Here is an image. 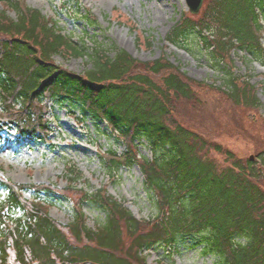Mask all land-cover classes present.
<instances>
[{"label": "trees", "instance_id": "obj_1", "mask_svg": "<svg viewBox=\"0 0 264 264\" xmlns=\"http://www.w3.org/2000/svg\"><path fill=\"white\" fill-rule=\"evenodd\" d=\"M206 2L201 17H183L168 42L179 46L198 33L217 62L229 64L240 48L264 65V0ZM80 18L98 22L88 9H80ZM115 18L137 32L139 45L152 47L129 18L117 11ZM57 55L87 58L89 67L77 73L59 65ZM214 86L163 56L142 61L116 44L90 52L27 1L0 0V130L46 138L53 131L49 100L79 104L126 145L123 154L102 155L105 169L114 174L137 165L157 210L140 220L105 188L88 191L71 179L58 189L0 175V264H148L146 248L174 247L189 235L203 236V252L215 255V264H264V149L255 160H244L179 119L183 104L193 106L215 89L235 106L259 111L261 100L249 80L229 74L224 86ZM143 141L153 148V159L141 155ZM211 150L229 166L208 156ZM29 191L33 199L26 197ZM57 194L74 205L69 224L50 215L48 196ZM90 206L105 215L98 228L88 225Z\"/></svg>", "mask_w": 264, "mask_h": 264}, {"label": "rangeland", "instance_id": "obj_2", "mask_svg": "<svg viewBox=\"0 0 264 264\" xmlns=\"http://www.w3.org/2000/svg\"><path fill=\"white\" fill-rule=\"evenodd\" d=\"M24 1L42 11L48 20L58 22L63 32L75 41L85 42L90 52L100 45L108 49L116 44L142 61H155L163 56L180 66L191 78L205 80L216 87L224 86L229 74L249 80L261 100L259 111L235 106L215 89L200 94L199 102L193 106L183 104L179 119L182 124L231 149L244 160L252 155L256 158L264 149V65L249 51L240 48L232 52L229 64L217 62L198 33L185 36L179 46L168 42L167 37L183 17H201L202 10L198 15L192 14L185 0ZM81 8L82 11L90 10L98 19L97 24L90 25L80 18ZM116 11L148 36L152 47L147 49L139 45L137 32L120 23L115 18ZM16 15L10 12L11 17ZM261 15L264 26V10ZM262 34L264 47V29ZM55 60L77 73H83L89 67L84 57L57 55ZM48 106L52 108L47 118L53 130L48 137L19 136L13 127L0 130V175L20 184L36 183L58 189H66L73 179L88 191L107 189L109 195L124 203L140 220L155 217V202L137 165L121 167L114 174L105 169L102 155L109 150L119 155L127 152L124 141L117 138L105 122L96 121L77 103L52 99ZM139 148L141 155L153 159V148L148 147L146 141ZM208 156L222 166H229L226 157L214 150L209 151ZM262 183L264 186V178ZM4 194L0 187V202ZM25 195L34 198L33 192ZM48 197L52 203L49 209L52 217L63 224L74 220V205L69 197L58 194ZM85 211L88 225L100 227L105 217L102 211L91 206ZM203 240V236L179 237L176 246L157 244L146 248L144 256H147L148 264H215L217 257L203 252Z\"/></svg>", "mask_w": 264, "mask_h": 264}, {"label": "water", "instance_id": "obj_3", "mask_svg": "<svg viewBox=\"0 0 264 264\" xmlns=\"http://www.w3.org/2000/svg\"><path fill=\"white\" fill-rule=\"evenodd\" d=\"M204 1L205 0H186V3L188 4L189 11L194 15H198L204 6ZM251 159L255 160L254 155L251 156Z\"/></svg>", "mask_w": 264, "mask_h": 264}]
</instances>
